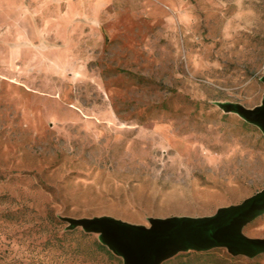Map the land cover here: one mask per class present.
<instances>
[{"label":"rangeland","instance_id":"obj_1","mask_svg":"<svg viewBox=\"0 0 264 264\" xmlns=\"http://www.w3.org/2000/svg\"><path fill=\"white\" fill-rule=\"evenodd\" d=\"M229 105L264 108V0H0V196L27 210L0 251L119 264L67 220L148 228L264 190V133Z\"/></svg>","mask_w":264,"mask_h":264},{"label":"water","instance_id":"obj_2","mask_svg":"<svg viewBox=\"0 0 264 264\" xmlns=\"http://www.w3.org/2000/svg\"><path fill=\"white\" fill-rule=\"evenodd\" d=\"M246 122L264 133V108L244 110L229 105ZM264 215V190L242 203L222 208L203 218L151 219L148 228L133 226L109 217L67 220V229L80 227L99 235V241L122 258L123 264H161L177 250L207 251L223 247L231 255L253 258L264 254V239L243 235V228Z\"/></svg>","mask_w":264,"mask_h":264},{"label":"trees","instance_id":"obj_3","mask_svg":"<svg viewBox=\"0 0 264 264\" xmlns=\"http://www.w3.org/2000/svg\"><path fill=\"white\" fill-rule=\"evenodd\" d=\"M6 199L5 196H0V248L3 246H6L7 243L12 242V236L10 234L9 228H12L16 225H21L20 223H23L25 214L27 213L26 207L23 206H13V200H10L8 203L3 202V200ZM48 224L51 227H54L55 224H61L63 221H58L54 217L49 216ZM81 229L80 227H75L71 229L65 228L64 231H62L61 236L66 238L67 236H72L73 234L77 233V229ZM49 233L53 234L56 237V232L54 230H51ZM91 233L85 232L83 229H81L78 232V235L80 238H85L89 236ZM72 240V239H71ZM75 240V239H74ZM94 249L107 256L109 259L117 261L119 264H123L122 258L115 255L113 252H111L105 245H103L99 239H94L91 242ZM180 257H185V261L182 262V264H232L235 259L239 255H231L228 251L225 254H220V250L218 248H213L207 251H184L182 254H179ZM178 257V256H177ZM168 258L167 260H169ZM166 260V261H167ZM230 260V263H227V261ZM0 264H16L12 260H9L5 258V256L0 251Z\"/></svg>","mask_w":264,"mask_h":264}]
</instances>
